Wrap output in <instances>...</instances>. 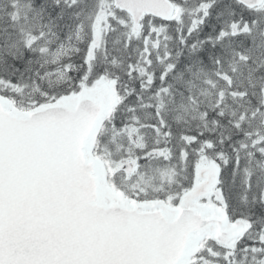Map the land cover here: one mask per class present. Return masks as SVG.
Returning <instances> with one entry per match:
<instances>
[{
    "label": "snow or ice",
    "instance_id": "1",
    "mask_svg": "<svg viewBox=\"0 0 264 264\" xmlns=\"http://www.w3.org/2000/svg\"><path fill=\"white\" fill-rule=\"evenodd\" d=\"M0 264H264V0H0Z\"/></svg>",
    "mask_w": 264,
    "mask_h": 264
}]
</instances>
